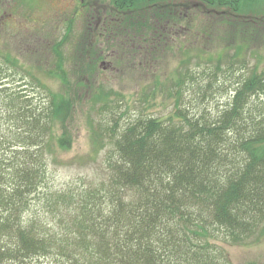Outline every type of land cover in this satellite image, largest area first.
Masks as SVG:
<instances>
[{
    "label": "trees",
    "instance_id": "16d2710c",
    "mask_svg": "<svg viewBox=\"0 0 264 264\" xmlns=\"http://www.w3.org/2000/svg\"><path fill=\"white\" fill-rule=\"evenodd\" d=\"M40 6L16 0L17 17L35 28L18 27L26 39L13 53L10 25L0 28V264H231L219 243L263 238L264 69L258 62L250 70L249 57L264 48V0H85L59 42L49 41L53 20ZM216 44L223 59L213 70L212 58L198 72L183 60L172 84L137 96L146 110L149 98L170 90L168 116H130L119 127L121 95L104 93L100 72L148 48L160 69L175 46L185 60L195 53L203 61ZM138 62L126 67L143 78L160 70L144 65V55ZM224 74L235 81L225 106L194 112L183 104L189 89L203 102L216 98ZM87 95L113 117V126L92 128L108 141L105 178L44 194L50 144L71 148L69 125ZM37 199L42 210L31 218Z\"/></svg>",
    "mask_w": 264,
    "mask_h": 264
},
{
    "label": "rangeland",
    "instance_id": "374dc122",
    "mask_svg": "<svg viewBox=\"0 0 264 264\" xmlns=\"http://www.w3.org/2000/svg\"><path fill=\"white\" fill-rule=\"evenodd\" d=\"M183 1L185 2V0ZM15 2L16 0H0V28L5 27V29L8 30L11 27V30L5 31L4 35L6 36L5 41L10 40L9 43L5 44L12 53L17 50L15 45L18 44L19 41L20 43H23L26 39L25 35L19 36L15 34V31H18V27L21 30H23L22 27H28L30 29L35 28L29 24V21H26L25 17L20 15L17 17L16 12L18 11L15 9ZM39 2L41 3V6L37 8L39 15L49 16L50 19L53 20L52 24L47 25L49 41L59 42L63 39L66 29L70 23V19L67 17L74 15L75 12L73 11L78 9L80 7V3H84L85 0H39ZM34 18L37 20L38 15L34 14ZM79 22H76V28L80 26ZM9 25L10 27L7 28ZM221 48L222 46L218 44L210 45V48L206 51L208 55H204L203 61H201L195 53L194 56L190 57L189 61H187L184 59V56L180 54L178 46H175L172 51L166 52V57L161 63L162 69L158 68L160 61H153L154 53H152L151 48H148L140 51L139 53L136 52L137 55H131L130 59L129 57L124 58L122 65L118 64V68L109 66V68H107L108 71L105 70L103 73L100 72V78L103 80L102 86L105 87L104 93L111 94L112 90H114L121 95L117 98L118 100L115 97H112V95L110 97L111 100L116 99L115 102H120L121 104L120 109L119 107L115 109L114 116L119 123V127L124 126L130 116L134 118L141 114L145 116L154 115L156 117L168 116L173 111L174 106V98L173 96L170 97L168 94L170 90H164L165 94L163 95L162 91H158L156 95L149 98L148 104L153 106L147 107L146 110H143L141 104L136 103V100L138 99L137 96H140V93H142L143 90H147L151 85H155L156 83L157 85L162 84L163 88L172 84L171 82L176 77L175 70L178 67L184 66V63H186V67L199 68L193 69L198 72L199 70L206 69L205 67H207V64L209 63L208 59L212 58L214 59V64L208 67V70H213L216 64H219L218 61L223 59L222 55L219 54L222 50ZM142 55H144V65L151 64L152 66H156L160 69L156 71V76L158 77L149 74L146 79V77L143 78L141 76L138 69L134 70L131 67H126L128 63L136 64V62H140ZM19 58V61L22 63L27 61L21 56H19ZM263 59L264 48L255 47L254 55L249 57V60H251L250 70L258 65V62L262 64L261 67L264 69V65L260 61ZM28 64H30V61H28ZM31 64L33 65V62ZM226 65V61L221 64V66ZM202 67L204 69H201ZM102 68H104V66ZM36 70L38 77L43 83L49 81V87L52 90L55 92L59 90V85L57 83L45 79L47 77L44 74L42 75L44 72L41 69L39 70L38 68L35 69V71ZM43 70L45 71V69ZM219 78L220 83L226 84V87H224L225 90H219L220 92H217L216 98L203 102L198 100V97L196 96V93L199 92L197 88H195L194 91L193 89H189L184 93L183 104L190 109L194 107V109H191L194 112H198V107L203 108L207 104H211L214 108L225 106L228 102V99L226 98L230 96V91L233 89L235 81H230L225 74L220 75ZM91 97V95L83 97L81 102L76 106L75 114L72 118L73 120L69 125V129L72 134L71 148L68 150L60 149L59 146L57 147L55 140H53L50 144V149L47 151L48 176L46 177L44 186L47 190L44 194H54L55 192L66 189L77 191V189L85 188L86 186L88 188L97 183L98 178L100 180L105 178L104 163L108 156V141L104 136H102L100 140H97L92 128L98 129L99 124L102 127L104 125H109L110 127L113 126V117L110 112H101L99 110L100 106L95 107L96 103L93 100V97ZM126 103L129 105V116L123 115L126 110ZM195 106H197V108ZM101 121H104V123H101ZM59 132L61 131L59 130ZM35 208L39 209L37 212L42 210V204L38 199L34 202V206L27 216H30L31 218L37 217ZM43 218H46V221H50L49 224L51 225H54L52 220L57 223V220L52 219L50 216L46 217L43 215ZM218 245L223 248L231 264H264V237L249 245L233 246L223 242Z\"/></svg>",
    "mask_w": 264,
    "mask_h": 264
}]
</instances>
